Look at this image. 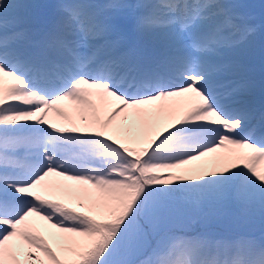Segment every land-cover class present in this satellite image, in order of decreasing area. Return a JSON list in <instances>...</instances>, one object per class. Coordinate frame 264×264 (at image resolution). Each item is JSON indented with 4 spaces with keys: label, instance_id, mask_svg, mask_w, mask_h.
<instances>
[{
    "label": "snow or ice",
    "instance_id": "6c2138e0",
    "mask_svg": "<svg viewBox=\"0 0 264 264\" xmlns=\"http://www.w3.org/2000/svg\"><path fill=\"white\" fill-rule=\"evenodd\" d=\"M33 7L0 0V264H264L212 231L264 217V106L217 62L256 32L240 5Z\"/></svg>",
    "mask_w": 264,
    "mask_h": 264
},
{
    "label": "rangeland",
    "instance_id": "374dc122",
    "mask_svg": "<svg viewBox=\"0 0 264 264\" xmlns=\"http://www.w3.org/2000/svg\"><path fill=\"white\" fill-rule=\"evenodd\" d=\"M136 0H121V2H126V3H134ZM18 3L21 4H32V5H41L40 4V0H17ZM109 2V0H104L103 3ZM228 2L230 3H234V0H228ZM42 6V5H41ZM34 8H32V11L30 12V10H25V9H19L18 10V15L20 17H25V16H29L28 13H30L29 19L31 16H34ZM28 11V12H27ZM126 11L131 12L129 16H125L124 14H122V16L119 18L118 21L124 22V21H130L132 20V14H133V10H125L124 13H126ZM263 12V11H262ZM241 15H244L242 13H240ZM257 19L261 22L260 24H255L252 20L254 19L253 16H248V18L252 21L251 25L254 26L256 28V32L252 37V39L254 38V41L250 42L251 37L249 38V40L247 42H245L244 44H242L239 48L229 51L225 54H223L221 57L218 58L217 62L221 63V64H229L232 62H235L236 64L239 65V70L237 72L234 73H228V75H231L234 79H243L245 81L248 82V88L246 90V92L248 94L253 92V89L256 88L257 86L261 87L262 85V78L264 77V73L263 76H261L260 71L252 66L250 61H253L256 56L253 55H243L245 52L252 50L253 48V43L255 41H258L260 39H262L264 37V33H263V25H264V21L262 20V15L261 14H256ZM262 20V21H261ZM33 23V19H30V25ZM250 62V63H249ZM251 65L249 68H246V65ZM261 68V67H260ZM264 70V69H263ZM250 72L252 75H255L253 78H247V73ZM67 106L65 107V111H67L70 115L72 114L71 112V108L69 110H66ZM57 121H60L62 118L60 117H54ZM133 127L135 128V124L133 122ZM241 224H243L245 227H254V230H252L251 234L248 235L247 238H250L252 241L256 242V243H261L264 242V217H262L259 213L255 214L254 216H252L251 218L248 219H244V220H239V221H235L234 224L232 225L233 229L236 230H240L241 229ZM219 225L215 226L212 231L216 234L218 239H222L226 242L229 243H235L237 242L238 238L236 235L231 236V234L218 227Z\"/></svg>",
    "mask_w": 264,
    "mask_h": 264
},
{
    "label": "trees",
    "instance_id": "16d2710c",
    "mask_svg": "<svg viewBox=\"0 0 264 264\" xmlns=\"http://www.w3.org/2000/svg\"><path fill=\"white\" fill-rule=\"evenodd\" d=\"M238 5L239 11L240 12H251V13H256V14H261L262 15V20L264 21V0H238ZM263 11V12H262ZM128 27V26H127ZM129 31H131V27L127 28ZM259 45L264 46V42L259 41ZM261 46H257L254 49V53L260 52V49L262 48ZM234 222L228 224V225H219L218 227L221 229H224L229 232H234L235 230L233 229L232 225ZM197 231H202L203 229L200 227H197ZM249 229L248 228H243L241 229V232H247Z\"/></svg>",
    "mask_w": 264,
    "mask_h": 264
},
{
    "label": "bare ground",
    "instance_id": "6f19581e",
    "mask_svg": "<svg viewBox=\"0 0 264 264\" xmlns=\"http://www.w3.org/2000/svg\"><path fill=\"white\" fill-rule=\"evenodd\" d=\"M247 95H248V94H247V92H246L243 98H244L245 100L248 101L249 99L247 98ZM69 109H70V108H68V107L66 108V110H69ZM53 179H56V178H53ZM246 239H247V238L243 237V238H240V241H242V240L246 241Z\"/></svg>",
    "mask_w": 264,
    "mask_h": 264
}]
</instances>
